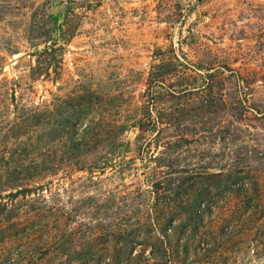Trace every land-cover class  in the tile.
<instances>
[{
    "label": "rangeland",
    "instance_id": "rangeland-1",
    "mask_svg": "<svg viewBox=\"0 0 264 264\" xmlns=\"http://www.w3.org/2000/svg\"><path fill=\"white\" fill-rule=\"evenodd\" d=\"M0 264H264V0H0Z\"/></svg>",
    "mask_w": 264,
    "mask_h": 264
}]
</instances>
